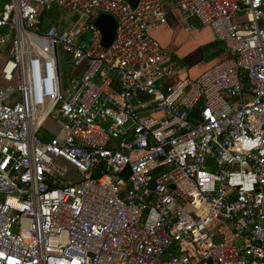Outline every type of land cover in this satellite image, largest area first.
<instances>
[{
    "label": "built area",
    "instance_id": "1",
    "mask_svg": "<svg viewBox=\"0 0 264 264\" xmlns=\"http://www.w3.org/2000/svg\"><path fill=\"white\" fill-rule=\"evenodd\" d=\"M176 7L230 57L165 88L182 67L153 37L160 0L0 10V264H264V0ZM53 8L83 21L46 28Z\"/></svg>",
    "mask_w": 264,
    "mask_h": 264
},
{
    "label": "crops",
    "instance_id": "2",
    "mask_svg": "<svg viewBox=\"0 0 264 264\" xmlns=\"http://www.w3.org/2000/svg\"><path fill=\"white\" fill-rule=\"evenodd\" d=\"M162 10L166 18V24L159 30L153 33V37L158 41L160 46L166 50L170 56L178 61L182 67L179 75L162 82L161 87L165 88L169 85H175L180 80L187 76L189 79L197 78L202 72L212 67V64L219 63L222 60L228 59L230 55L224 49L221 43L215 42L209 29L197 27L191 32H186L185 23L182 19L180 11L176 7V0H160ZM8 0H0V10ZM44 27H55L60 30L71 28L74 25L65 26L63 19L59 18L56 21L49 12L45 15L43 20ZM77 24V23H76ZM75 24V25H76ZM208 47L207 57L211 60L206 65L198 63L201 54L200 49ZM179 47V49H177ZM178 50L181 59H178L174 52ZM197 53V54H196ZM199 55V56H197ZM83 65L75 69V73L79 74L83 69ZM58 133V130L55 132Z\"/></svg>",
    "mask_w": 264,
    "mask_h": 264
},
{
    "label": "rangeland",
    "instance_id": "3",
    "mask_svg": "<svg viewBox=\"0 0 264 264\" xmlns=\"http://www.w3.org/2000/svg\"><path fill=\"white\" fill-rule=\"evenodd\" d=\"M50 13L52 14L53 18L56 21H58L59 18L63 19V23L65 26L75 25L77 22L79 23V22L83 21V19L80 17V14H78V13L65 12V11L59 10L57 8H53L50 11ZM195 26H196V28L198 27L197 24H195ZM177 49H179V47ZM177 49H175L176 51L174 52V55H176V57H178V59H181L182 57L180 56ZM207 53H208V47L207 46L200 49L201 56L197 55L200 57V60H198V63L200 64L199 66L206 65L210 62L211 58L207 57ZM3 57H4V53H1L0 54V67L2 66L4 58H5V57L4 58ZM59 64H60V75H61L62 87L64 90H68L69 89V80L68 79L70 77V71L72 70V67L69 64V58L66 54H64V53L59 54ZM213 65L214 64H212V66ZM185 78H188V77L185 76ZM4 85H5V83H3L0 80V87H3ZM12 85L14 86V88H16L17 81L12 82ZM14 100L19 101L18 94H16L14 96ZM58 129L59 128H58L57 124L55 123V121L50 118L45 123V125L43 126V128L40 132V135H41L40 137L44 141H49L51 138L56 137L58 135V133H55Z\"/></svg>",
    "mask_w": 264,
    "mask_h": 264
},
{
    "label": "water",
    "instance_id": "4",
    "mask_svg": "<svg viewBox=\"0 0 264 264\" xmlns=\"http://www.w3.org/2000/svg\"><path fill=\"white\" fill-rule=\"evenodd\" d=\"M131 7H135L139 0H125ZM95 25L99 28L102 34V45L104 48L110 46L114 39L116 23L115 20L107 14H100L95 22ZM57 55L56 50H54Z\"/></svg>",
    "mask_w": 264,
    "mask_h": 264
},
{
    "label": "trees",
    "instance_id": "5",
    "mask_svg": "<svg viewBox=\"0 0 264 264\" xmlns=\"http://www.w3.org/2000/svg\"><path fill=\"white\" fill-rule=\"evenodd\" d=\"M1 53H2V52H1ZM1 53H0V54H1ZM3 53H4V57H6V55H7L6 52H3ZM4 57H3V58H4Z\"/></svg>",
    "mask_w": 264,
    "mask_h": 264
}]
</instances>
